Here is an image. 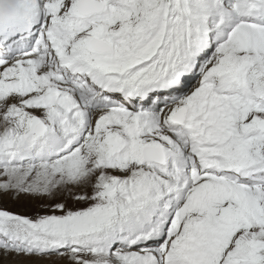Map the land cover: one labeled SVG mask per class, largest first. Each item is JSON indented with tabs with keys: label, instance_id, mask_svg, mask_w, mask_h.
Listing matches in <instances>:
<instances>
[{
	"label": "snow or ice",
	"instance_id": "1",
	"mask_svg": "<svg viewBox=\"0 0 264 264\" xmlns=\"http://www.w3.org/2000/svg\"><path fill=\"white\" fill-rule=\"evenodd\" d=\"M0 264H264V0L0 23Z\"/></svg>",
	"mask_w": 264,
	"mask_h": 264
},
{
	"label": "clouds",
	"instance_id": "2",
	"mask_svg": "<svg viewBox=\"0 0 264 264\" xmlns=\"http://www.w3.org/2000/svg\"><path fill=\"white\" fill-rule=\"evenodd\" d=\"M26 12V0H0V23H7Z\"/></svg>",
	"mask_w": 264,
	"mask_h": 264
},
{
	"label": "rangeland",
	"instance_id": "3",
	"mask_svg": "<svg viewBox=\"0 0 264 264\" xmlns=\"http://www.w3.org/2000/svg\"><path fill=\"white\" fill-rule=\"evenodd\" d=\"M37 203V201H28L21 199L20 201H7L6 206L11 208L13 211L31 215L33 210L36 208Z\"/></svg>",
	"mask_w": 264,
	"mask_h": 264
}]
</instances>
